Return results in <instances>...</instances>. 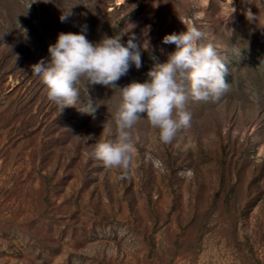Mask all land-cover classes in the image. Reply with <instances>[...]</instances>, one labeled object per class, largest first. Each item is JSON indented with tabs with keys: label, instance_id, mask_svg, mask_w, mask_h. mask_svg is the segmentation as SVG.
<instances>
[{
	"label": "rangeland",
	"instance_id": "1",
	"mask_svg": "<svg viewBox=\"0 0 264 264\" xmlns=\"http://www.w3.org/2000/svg\"><path fill=\"white\" fill-rule=\"evenodd\" d=\"M85 25L93 44L135 34L142 67L115 87L81 78L61 113L32 66ZM187 27L225 63L227 90L189 97L168 142L139 120L129 167L106 168L92 153L117 137L119 88ZM0 264H264V0H0Z\"/></svg>",
	"mask_w": 264,
	"mask_h": 264
},
{
	"label": "clouds",
	"instance_id": "2",
	"mask_svg": "<svg viewBox=\"0 0 264 264\" xmlns=\"http://www.w3.org/2000/svg\"><path fill=\"white\" fill-rule=\"evenodd\" d=\"M71 14V11L63 13L61 23ZM186 29L163 37V44H174L176 49L168 54L165 63L154 65L143 83L133 81L119 88L121 103L114 116L117 137L114 141L96 143L92 153L106 168L129 167L136 152L130 130L139 120H146L158 130L159 139L168 142L190 122L191 115L185 108L189 97L208 101L218 99L227 90L225 63L211 43L203 42L206 34L196 27ZM86 31L85 25L79 34L60 33L56 43L48 48L47 63L42 60L32 66V75L40 77L48 100L61 113L65 108L75 107L81 78H86L89 86L115 87L132 65L137 70L142 67L135 34L125 46L118 36H106L93 44L86 38ZM95 110L93 107L91 112L81 111L93 114Z\"/></svg>",
	"mask_w": 264,
	"mask_h": 264
}]
</instances>
